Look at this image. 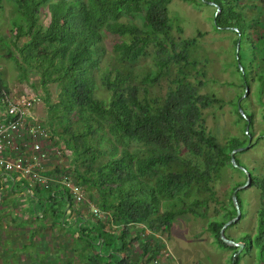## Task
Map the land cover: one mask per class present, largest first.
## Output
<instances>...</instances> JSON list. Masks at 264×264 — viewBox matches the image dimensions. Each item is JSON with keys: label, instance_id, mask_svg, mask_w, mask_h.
<instances>
[{"label": "trees", "instance_id": "16d2710c", "mask_svg": "<svg viewBox=\"0 0 264 264\" xmlns=\"http://www.w3.org/2000/svg\"><path fill=\"white\" fill-rule=\"evenodd\" d=\"M3 1L0 0V9ZM10 1L17 17L9 44L0 32V46H7L6 55L14 61L20 79H27L28 70L34 71L44 92L52 146L58 148L60 144L54 139H61V152L70 156L66 173L84 187L88 197L96 198L97 207L110 216L114 225L108 229L105 219L87 206L82 211L75 209L71 194L55 180L67 167L55 163L47 172L54 180L48 186L35 187L32 194H37L34 196L42 204L40 209L49 215L51 228H67L69 235L85 243L88 251L77 264H144L147 255L163 247L164 240L156 233L169 231L174 216L185 212L206 218V229L215 245L230 250L229 260L239 264V254L232 258L236 248L222 241L220 228L236 215L232 193L246 181V174L235 167L244 178L229 188L227 201L217 198L214 186L219 169L233 167L229 153L250 143L254 134V114L247 108V92L243 95L251 79L259 83L260 96L264 90L262 6L259 4L261 11L256 18L248 21L242 0H186L213 7L214 28L232 31L236 34L234 43L240 42L237 61L242 69L237 64L235 68L244 90L232 105L238 116L235 122L242 123V133L230 135L221 143L206 130L204 117V111L221 99L213 93H201L203 82L190 81L182 69V64L196 67L200 59L190 57L196 46L195 36L176 40L172 35L177 25L168 7L171 0ZM207 1L220 7L216 15V7ZM42 11L48 15L45 25L41 22ZM253 26L257 34L255 39H249ZM104 38H110L120 66L100 79L109 91L107 98L96 94L93 75L99 66ZM245 41L247 47L255 49L247 65L241 55ZM151 46L155 67L136 82L130 65L147 54ZM171 61L181 62L178 72L163 96L153 95L151 86L168 70ZM49 84L58 87L56 100L50 98ZM5 91H9L8 86L0 77V97ZM242 98L245 99L240 102ZM260 136H264V129ZM140 145L145 146L146 154L139 155ZM103 155L106 158L101 160ZM234 159L251 175V186L258 188L261 205L256 211L254 236L247 232L235 239L228 234L243 215L226 228L225 234L245 243L241 252L255 244L256 264H264V174H255L256 166L248 169L239 160L238 152ZM173 165L175 168H171ZM193 187L196 195L185 199ZM236 194L242 210L240 191ZM174 198L180 205L159 213L163 202ZM132 227L136 233L148 230V239H153L151 246L139 243L131 233ZM109 238H113L110 244L105 242ZM135 243L139 246L133 251ZM73 260L70 256L63 264H74Z\"/></svg>", "mask_w": 264, "mask_h": 264}, {"label": "rangeland", "instance_id": "374dc122", "mask_svg": "<svg viewBox=\"0 0 264 264\" xmlns=\"http://www.w3.org/2000/svg\"><path fill=\"white\" fill-rule=\"evenodd\" d=\"M246 5L244 7L246 20L250 21L256 18L261 11V6L264 13V0H242ZM257 3V5H253ZM261 6H260V5ZM259 5V6H258ZM170 14L176 18V25L172 29L173 37L181 39L184 37L195 36L194 44L196 45L190 53V57L200 59L199 64L193 67L191 64H182V69L187 72L189 80L197 82L201 80L203 86L200 87L201 93L215 94L221 99V102L215 104L204 112L206 130L212 132L218 140L223 143L230 135H239L242 133V123H236L238 116L233 108V101H237V96L244 88L239 73H237L235 65L238 63L236 59V44L234 38L236 34L232 31L216 30L213 26L212 15L214 13L213 7L204 4H195L186 0H171L168 4ZM17 17V12L10 0H4L0 9V32L7 39L8 44L10 37L13 35L11 28L14 18ZM48 20V15L42 11L41 22L45 25ZM261 22V21H260ZM259 22V24H260ZM263 23V22H262ZM250 32V33H249ZM249 39H255L256 31L253 26L249 30ZM110 38H104L102 41V51L99 59L98 68L93 70L94 80L96 84V94L100 97H108L109 91L100 84L101 77L107 73H113L114 69L120 67L117 63L116 54L111 47ZM243 62L251 61V55L255 52L252 47H247L246 41L243 43ZM7 46H0V77L8 86L9 91H27L30 93H38L41 97L40 101L35 106V113L39 120L47 127L48 111L44 103V92L37 84V76L33 70L26 72L27 79H20L17 74L14 61L6 55ZM155 51L151 46L143 57L130 65V70L137 80L146 72H152L154 69ZM181 63V62H180ZM180 63L170 62L168 70L164 72L163 76L151 86L153 95L163 96L169 85H171V78L178 72ZM251 70H256L252 69ZM250 86L247 91L249 111L254 114L253 136L251 137L250 147L244 152H238L239 160L248 168L251 169L256 166L255 174L262 176L264 174V136H260L262 129H264V90L260 96L259 83L251 79ZM49 93L52 100H56L58 87L55 84H49ZM264 85V84H263ZM245 99L242 98L240 102ZM50 129V127H49ZM59 131V129H58ZM261 137V138H260ZM54 142H59L58 148L60 151L59 157L56 156L55 150L51 156V163H61L66 165L67 169L62 171V174L68 172L70 166V156L61 152L64 149L62 140L55 138ZM248 144V143H247ZM254 145V146H252ZM63 147V148H62ZM141 151L139 155L146 154L144 145H140ZM63 153V154H62ZM106 155L100 157L105 159ZM223 166L217 173L214 189L216 196L220 201H227L229 188L234 185L236 181L243 180V176L235 171V167ZM175 168V166H171ZM240 191V198L243 203L241 215L243 218L239 223L232 226L228 234L232 238H240L245 233L254 234L256 230V211L261 205L260 193L256 186H248ZM88 194V193H86ZM196 195L195 188H191L185 199L192 198ZM86 208L91 210V205H97L96 198L86 196ZM39 207L42 206L37 202ZM180 205L177 199L172 201H164L159 209V213L164 210L173 209ZM215 205V204H213ZM83 204L80 205L82 208ZM76 210L80 209L78 205L74 204ZM105 219L108 229L112 230L114 225H111L110 216L101 211V215ZM206 218H196L192 213L185 212L174 216L169 231L158 232L156 236L162 238L164 242L160 252L147 255L148 261L144 264H230L229 255L230 250L220 248L215 245L213 238L209 235ZM53 236L48 241L56 246V238L59 236L60 227L57 225L53 228ZM136 228H131L133 237L140 240L139 243H145L151 246L152 240L148 239V230L136 233ZM254 236V235H253ZM113 238H109L106 243H112ZM71 248H69V246ZM138 244L132 247L133 251L138 250ZM64 250L63 259L72 256L74 264L76 261H82V256L85 257L88 249L83 241H79L76 236H71L68 232L65 233L63 240ZM49 253L51 255L50 244L48 245ZM132 253V252H131ZM239 264H256L257 262V247L255 244L246 252L240 251ZM61 252L60 255L61 256ZM81 257V258H80ZM51 258V256H50ZM50 260V259H49ZM60 260V259H59ZM51 264V263H50Z\"/></svg>", "mask_w": 264, "mask_h": 264}, {"label": "built area", "instance_id": "2783aa9c", "mask_svg": "<svg viewBox=\"0 0 264 264\" xmlns=\"http://www.w3.org/2000/svg\"><path fill=\"white\" fill-rule=\"evenodd\" d=\"M41 97L27 91H5L0 97V206L3 194L8 191L6 180L10 177L23 180L28 192L35 187H45L54 180L47 176L52 170L51 156L54 148L50 129L35 113ZM55 150L56 156L59 155ZM61 164V163H57ZM71 194L74 204L86 206V191L64 173L55 179ZM91 205V211L101 215V210Z\"/></svg>", "mask_w": 264, "mask_h": 264}, {"label": "crops", "instance_id": "0c3cea01", "mask_svg": "<svg viewBox=\"0 0 264 264\" xmlns=\"http://www.w3.org/2000/svg\"><path fill=\"white\" fill-rule=\"evenodd\" d=\"M6 185L9 190L0 206V264H63L61 249L67 228L60 227L57 244L52 246L48 239L54 227L49 215L37 205V194L28 192L20 179L8 177Z\"/></svg>", "mask_w": 264, "mask_h": 264}, {"label": "water", "instance_id": "95a60500", "mask_svg": "<svg viewBox=\"0 0 264 264\" xmlns=\"http://www.w3.org/2000/svg\"><path fill=\"white\" fill-rule=\"evenodd\" d=\"M207 2H208L209 4H211V5H214V6L216 7V12H215V15H216L217 12L220 10V7H219L217 4H215L214 2H212V1H207ZM233 29H234V30H237V28H235V27H234ZM239 44H240V42L237 41V43H236V59H238ZM237 66L239 67L240 70L242 69V68H241V65H240V62L237 63ZM247 90H248V87L246 86V87H245V92H244V95H243V96H245V93L247 92ZM238 110H239V112H240L242 115H244V112H243V110H242V108L240 107L239 104H238ZM249 147H250V143L246 144L245 146L235 148V149H233V150L231 151V153H229V160H230L231 165H232L233 167H236L237 169L241 170L244 174H246V181H245L242 185L236 187V188L234 189L233 193H232V201H233V204H234L235 209H236V215H235L232 219L226 221V222L221 226V228H220V238L222 239V241H224V242L226 243V245L233 246V247L236 248L235 252L232 254V258H233L234 256H236V255L242 250V248H243V246L245 245V243H243V242H238V241H235V240L232 239V238L227 237L226 234H225V230H226V228H228L231 224L236 223L237 221L240 220V218H241V214H242V213H241V208H240V205H239V202H238L237 194H236V193H237L239 190H241V189H243V188H246V187L250 186V185H251V181H252L251 175L248 173V171L246 170V168H244V167L241 166V165H238V164L235 162L234 154H236L237 152H240V151H244V150L248 149ZM230 264H234V263H233V259H231Z\"/></svg>", "mask_w": 264, "mask_h": 264}]
</instances>
